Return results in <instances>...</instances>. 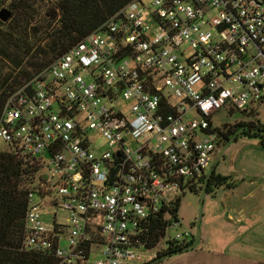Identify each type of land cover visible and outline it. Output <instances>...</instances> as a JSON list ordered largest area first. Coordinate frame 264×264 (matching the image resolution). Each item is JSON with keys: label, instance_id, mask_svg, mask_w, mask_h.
I'll return each mask as SVG.
<instances>
[{"label": "built area", "instance_id": "built-area-1", "mask_svg": "<svg viewBox=\"0 0 264 264\" xmlns=\"http://www.w3.org/2000/svg\"><path fill=\"white\" fill-rule=\"evenodd\" d=\"M262 113L264 0H134L5 105L0 150L40 168L22 250L58 264H90L100 249L94 264L152 263L162 251L139 253L148 220L203 190L227 132L215 118ZM47 206L67 225H47Z\"/></svg>", "mask_w": 264, "mask_h": 264}, {"label": "trees", "instance_id": "trees-1", "mask_svg": "<svg viewBox=\"0 0 264 264\" xmlns=\"http://www.w3.org/2000/svg\"><path fill=\"white\" fill-rule=\"evenodd\" d=\"M133 1L0 0V12L10 2L8 11L12 14L8 23L0 21V120L8 99L15 92ZM223 129L227 132L218 131L221 147L236 141L238 135L258 138L264 134V125L258 120L226 125ZM39 171L30 159L10 150H0V264H58L53 255L22 250L28 195L36 189ZM220 188L232 190L236 183L232 177L221 176L215 170L206 193L215 195ZM181 202L179 198L173 204L170 217L156 215L148 220L142 236L147 251L159 248L168 229L181 223L178 218ZM193 243L179 246L170 243L150 264H162L170 257L187 253Z\"/></svg>", "mask_w": 264, "mask_h": 264}, {"label": "rangeland", "instance_id": "rangeland-1", "mask_svg": "<svg viewBox=\"0 0 264 264\" xmlns=\"http://www.w3.org/2000/svg\"><path fill=\"white\" fill-rule=\"evenodd\" d=\"M9 4L10 2L6 3L4 8L8 10ZM256 119L264 125V113L251 119L240 114H222L215 118V125L217 127L232 126L238 121H254ZM263 142L264 134L258 138L238 135L236 141L232 140L221 147L207 170V174L209 175L215 167L217 174L239 179L238 182H241V179L249 182L253 178L258 183L262 182L264 180ZM216 192L215 195L206 194L203 206H201L202 194L186 191L182 195L178 213L182 226L176 230H169L158 249L140 250V255L147 258L155 257L158 251L168 249V239L185 230H190L196 234L200 221L199 229L203 236L202 246L212 254L204 261V264H264V224H262L258 214L255 212V215L249 218L245 224H238L239 217L234 213L233 206L239 202V199L236 198L230 202L224 197L223 189H217ZM42 214L47 225H53L55 221L67 225L70 216L68 212L50 206H47ZM228 215L234 221H229ZM261 216L264 220V211L261 212ZM253 229L254 232H252ZM67 245L66 239H63L61 247L66 248ZM101 251L102 249L93 254L90 264H94L102 258ZM174 257L176 256L166 259L162 264H185L183 259Z\"/></svg>", "mask_w": 264, "mask_h": 264}, {"label": "crops", "instance_id": "crops-1", "mask_svg": "<svg viewBox=\"0 0 264 264\" xmlns=\"http://www.w3.org/2000/svg\"><path fill=\"white\" fill-rule=\"evenodd\" d=\"M220 150L221 148L218 149L214 154V156L212 157L210 166L216 154ZM233 180L236 183L235 189L232 190H228L225 188H220V189H223L224 197L227 200H230V202L233 199L234 200L236 198L239 199V202L235 203L233 206L234 213H236L239 217L237 223L243 225L253 215L258 214L259 219H261L262 224H264V220L262 219L261 216V212L264 211V180H262V182L259 183L254 178L249 182L246 181L245 179H241L242 180L241 182H238L239 179L233 178ZM228 220L234 221V219L230 215H228ZM252 232H254V229L252 230ZM202 242H203V236L201 235L200 243L195 249L187 253H184L182 255L176 256L174 258L183 259L185 261V264H204V261L207 258H209L212 254L204 249V247L202 246L203 245Z\"/></svg>", "mask_w": 264, "mask_h": 264}, {"label": "water", "instance_id": "water-1", "mask_svg": "<svg viewBox=\"0 0 264 264\" xmlns=\"http://www.w3.org/2000/svg\"><path fill=\"white\" fill-rule=\"evenodd\" d=\"M11 18H12V14H11L8 10L4 9V10H2V11L0 12V21H1V22H3V23L6 24V23H8V22L11 20ZM225 149H226V147H225ZM214 170H215V167L211 170V172H210L209 175L207 176L206 185H205L204 190H203V192H202L201 206H203V203H204L203 201H204V199H205V197H206V194H207V193H206V189H207V187H208V182H209V180H210V178H211V176H212ZM199 226H200V221L198 222V231H197V233H196L194 243H193V245H192L191 247H189L185 252H189V251L195 249V248L199 245L200 240H201V231H200V229H199Z\"/></svg>", "mask_w": 264, "mask_h": 264}, {"label": "flooded vegetation", "instance_id": "flooded-vegetation-1", "mask_svg": "<svg viewBox=\"0 0 264 264\" xmlns=\"http://www.w3.org/2000/svg\"><path fill=\"white\" fill-rule=\"evenodd\" d=\"M217 148H218V149L221 148V140H219V141L217 142ZM214 171H215V170H214Z\"/></svg>", "mask_w": 264, "mask_h": 264}]
</instances>
